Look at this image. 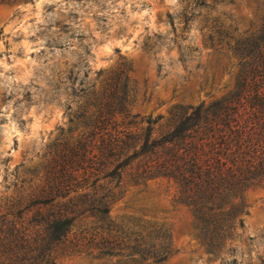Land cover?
<instances>
[{
	"label": "rangeland",
	"instance_id": "obj_1",
	"mask_svg": "<svg viewBox=\"0 0 264 264\" xmlns=\"http://www.w3.org/2000/svg\"><path fill=\"white\" fill-rule=\"evenodd\" d=\"M263 15L264 0L0 3V264H153L72 245L31 250V236L44 230L34 199L113 88L127 83L131 111L153 117L229 96L239 68L233 46ZM177 195L166 178L127 183L110 216L139 230L168 227L163 264H264V181L246 192L243 225L218 246Z\"/></svg>",
	"mask_w": 264,
	"mask_h": 264
},
{
	"label": "trees",
	"instance_id": "obj_2",
	"mask_svg": "<svg viewBox=\"0 0 264 264\" xmlns=\"http://www.w3.org/2000/svg\"><path fill=\"white\" fill-rule=\"evenodd\" d=\"M233 50L239 58L234 91L210 103H178L167 116L153 117L131 111L127 83L113 88L34 199L44 230L31 236V250L48 254L72 245L95 258L163 264L172 251L168 227L139 230L110 216L127 183L159 177L176 184L177 200L193 210L211 244L242 226L245 194L264 181V15ZM76 223L79 232L70 240ZM46 264L56 263L48 258Z\"/></svg>",
	"mask_w": 264,
	"mask_h": 264
}]
</instances>
